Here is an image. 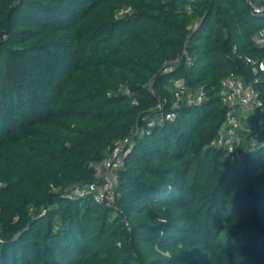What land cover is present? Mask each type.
Here are the masks:
<instances>
[{"label": "trees", "instance_id": "obj_1", "mask_svg": "<svg viewBox=\"0 0 264 264\" xmlns=\"http://www.w3.org/2000/svg\"><path fill=\"white\" fill-rule=\"evenodd\" d=\"M263 27L247 0H0V264H264V145H212L224 77L264 100ZM178 78L205 97L160 120ZM136 126L114 200L68 195Z\"/></svg>", "mask_w": 264, "mask_h": 264}, {"label": "built area", "instance_id": "obj_2", "mask_svg": "<svg viewBox=\"0 0 264 264\" xmlns=\"http://www.w3.org/2000/svg\"><path fill=\"white\" fill-rule=\"evenodd\" d=\"M252 11L258 15H264V0H247ZM129 11L123 8L119 14ZM199 23L190 26L193 30ZM257 44L264 46V27L260 29L256 36ZM245 61L251 64L254 71L264 70V57L262 59L246 56ZM168 69L171 66L167 67ZM220 96L227 106L226 120L224 121L219 135L212 141V145L223 148L227 152L229 161L232 163H243L246 151L243 145L256 147L258 144L264 145L260 140L261 131L264 125L262 113L264 112V100L260 98L259 92L252 84H247L244 79L232 72L222 79ZM205 97L204 87H200L195 92L191 91L184 78L174 81V100L172 107L160 120L174 119L176 109L180 108L183 102L198 104ZM163 109L160 103L157 106ZM149 126L153 122L148 123ZM146 132L144 127L136 126L125 138L118 139L108 156L103 161L95 164L97 180L76 184L69 188L68 195L71 197L91 195L98 202L111 203L115 197L116 187L119 181L118 170L123 165L124 156L131 149L135 135Z\"/></svg>", "mask_w": 264, "mask_h": 264}]
</instances>
